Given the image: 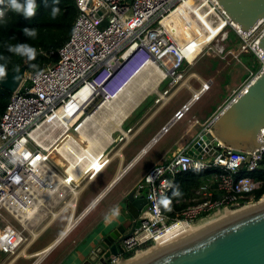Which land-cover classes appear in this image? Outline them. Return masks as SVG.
<instances>
[{
  "label": "built area",
  "instance_id": "2783aa9c",
  "mask_svg": "<svg viewBox=\"0 0 264 264\" xmlns=\"http://www.w3.org/2000/svg\"><path fill=\"white\" fill-rule=\"evenodd\" d=\"M76 3L79 11L70 38L56 51L58 62L26 73L0 120V252L9 257L7 264H13L20 256H29L30 246L68 206L76 207L77 197L86 187L80 179L82 174L71 178L69 173L68 177L60 173L50 154L57 139H44L47 131L69 129L76 113H86L92 107L97 116L101 107L107 108L108 117L102 119L110 120L114 111L111 105L144 67L158 69L162 82L168 81L167 88L156 99L158 110L161 109L182 86L191 88L185 67L194 66L205 55L224 59L232 52L227 44L231 32L240 38L243 51L254 53L263 63L260 72L251 71L244 87L264 71V52L258 45L264 34V19L251 31H244L231 21L217 0ZM54 54L53 50L49 56ZM85 88L90 93L83 94ZM210 88V80H201L200 88L194 90L192 99L175 118L181 119ZM239 94L229 99L226 106ZM76 129L78 132V126ZM120 132L118 141L122 143H129L138 133L131 127ZM260 139L264 141V134ZM65 143L59 149L63 155L67 150ZM189 149L171 154L145 175L135 190L136 196L144 194L148 201L140 214L141 226L125 234L121 241L124 252L113 255L111 264L121 261L126 253L134 252V257L155 247L159 238L175 225L189 227L263 199L254 200L261 182L238 175L243 169H261L264 147L258 149V154L238 152L214 140L211 148L203 147L197 155L189 154ZM209 168L217 169L216 173L197 190L198 197L177 211L175 217L158 205L161 194L170 196L180 173ZM158 169L162 170L159 176ZM72 211L69 221L76 218ZM24 250L26 254L22 255Z\"/></svg>",
  "mask_w": 264,
  "mask_h": 264
},
{
  "label": "crops",
  "instance_id": "0c3cea01",
  "mask_svg": "<svg viewBox=\"0 0 264 264\" xmlns=\"http://www.w3.org/2000/svg\"><path fill=\"white\" fill-rule=\"evenodd\" d=\"M195 66H187L184 69L185 76L191 77L189 79L191 88L182 86L175 93L174 96L181 94L183 97L178 99L170 117L157 119L164 106L158 110L159 105L156 103V99L159 92L167 88V84L162 82V74L158 69L145 68L127 85L125 97L111 105V108H114L112 114L115 117H111L108 122L109 130L105 127L103 130V125H101L102 122H105L102 117L104 119L108 117L106 113L101 114L104 112L103 110L107 109L103 107L100 108L99 118L97 112H95L90 115V118L78 125L83 124L85 134H82L79 129L78 132L87 141V133L89 135L93 134L97 143V150L100 151L88 167L83 168L80 165H75L71 171L70 168L73 164L71 158L67 157V155L70 156L67 152V154H64L70 161L66 169L67 173L71 175V178H77L97 160H100L102 166L98 174L95 175L94 184L103 176L106 181L104 180L100 191L96 195L89 194V197H87L89 199L86 198L85 201L88 202L87 208L84 210L86 212L70 231L65 233L68 222L62 223L56 228V231L44 246L34 250L29 256L20 257L30 260L28 264H83L91 257L99 242L110 232L121 225L127 227V233L130 232V229L135 225V220L131 218L127 207L126 199L129 193L139 187L152 167L163 163L171 154L186 147H191L196 143L200 136L205 133L208 124L220 113V109H222L225 102L231 98L229 96L218 106L216 111L210 114H205L202 109L199 112L191 113L204 93L200 99L191 104L181 119H176V113L192 99L194 90H198L201 86V80L206 79L201 75V71H192ZM248 77L243 80L241 85L247 81ZM210 81L212 87L214 76H211ZM164 84L166 85L163 87ZM238 88L239 86L234 88L233 91ZM91 120H93V125ZM91 126L95 130H91ZM130 127L137 129L138 133L129 143H115V140L112 141L113 136L116 138L118 134H121V130ZM165 129L167 130L165 131ZM139 138L141 139L138 141ZM71 140L73 139L67 140L64 147L73 141L77 143L75 140ZM77 146L81 150L84 149L78 143ZM109 150L111 153L106 157ZM71 153L74 154V150ZM151 154L156 158L143 165V160ZM77 161H80V157L77 158ZM97 198L98 202H95ZM104 201L106 203L101 206ZM99 206L101 207L99 208ZM88 207L91 208L87 211ZM114 208L119 209V215L115 217L111 216V211ZM56 240H59L56 247L49 253L45 256L37 255ZM5 257L7 256L0 252V264L4 263L2 259H5ZM17 261L13 264H16Z\"/></svg>",
  "mask_w": 264,
  "mask_h": 264
},
{
  "label": "water",
  "instance_id": "95a60500",
  "mask_svg": "<svg viewBox=\"0 0 264 264\" xmlns=\"http://www.w3.org/2000/svg\"><path fill=\"white\" fill-rule=\"evenodd\" d=\"M227 15L244 31H251L264 19V0H217ZM264 52V34L259 41ZM19 70V71H17ZM27 66L7 70L0 84L12 93L25 79ZM19 76V79L16 77ZM264 71L215 117L210 127L194 143L189 154L211 148L218 140L238 152H256L264 147ZM200 156V155H199ZM260 168H264L261 162ZM129 214L141 226L140 214L147 205L144 194L131 191L127 197ZM126 205V204H125ZM127 227L119 226L106 235L83 264H111L112 256L123 253L121 241ZM125 257L121 261H126ZM138 264H264V204L213 228L161 249Z\"/></svg>",
  "mask_w": 264,
  "mask_h": 264
},
{
  "label": "rangeland",
  "instance_id": "374dc122",
  "mask_svg": "<svg viewBox=\"0 0 264 264\" xmlns=\"http://www.w3.org/2000/svg\"><path fill=\"white\" fill-rule=\"evenodd\" d=\"M101 27H103V26H101ZM236 41H237L236 39H231L230 41H228L227 44L229 45V50H231L232 52L229 53L226 58L222 59L221 57H214V56L205 55V56L201 57L199 59V61L195 64L196 66L194 68H192V71H198V70L201 71L202 72L201 75L204 78H206L205 80H207V81L211 79V76H214V81H213L211 89L202 96L201 100L193 107L191 113L199 112L201 109L203 110V112L205 114H210L211 112L216 111L218 106L222 102H224L229 96H231V98H232L236 94H239L245 88L244 84L241 85V83L243 82L244 79H246V77L248 75H249L248 78H250V73H251V68H250L251 66L250 65H252V66L256 65L259 68V70L261 71V69L263 67L262 61L259 60L258 58H257V60L252 59L250 61V65H249V63L244 60L243 56H244V54H251L252 52L243 51L241 48L242 42L235 44ZM231 44H235V46L231 47L230 46ZM27 73H28V71H27ZM137 81H138V79H137ZM167 83H168V81L166 82V84ZM166 84H164L163 87ZM238 86H239V88L236 89L235 91H233L234 88H237ZM163 87H162V89H163ZM150 88H152V87H150ZM125 94H126V92L120 96L119 100L120 99L122 100L125 97ZM182 97H183V95H181V94L178 96L177 95L174 96V98L172 100H170L166 106H164L163 110L160 112L157 119L170 117L173 110H174V107L177 105L178 99L182 98ZM226 102H225L224 106L222 107V109H224V107L226 106ZM93 110H94V108L92 107V108L88 109L86 113H76L73 116V118L71 119V122L69 124V129H67V130L64 128L50 129L44 135V139H47V138L57 139V143H56V145H54L51 148L50 154H51L52 160L57 165V168L60 171V173L64 176L66 175V177H68L66 169L69 166L70 161L67 157H65L63 154L60 153L59 149L63 145V143H65L70 137L74 138L80 146L84 147V149L88 148V146H89L88 141L77 132L76 128L79 125V123L82 121V119L86 116V114L87 113H89V114L93 113ZM103 111L104 112L101 114H105L106 112L108 113V111H105V110H103ZM112 117H115V115H113ZM98 118H99V116H98ZM108 122H109V120L101 123V125H103V130H104V127L109 130V123ZM91 124L93 125V120H91ZM91 130H95V128H93V126H91ZM119 136H120V134H118V136L116 138L113 136L112 141L115 140V143H120L118 141ZM140 139L141 138H139L138 141ZM109 153H111L110 150H109V152H107L106 157L109 156ZM155 158H156V156H152V154L149 155L146 159L143 160V165L147 164L148 162H151ZM101 166H102V163L100 162V160H97L84 174H82L80 179H81L83 185H86V187L78 195L77 201H76V207L73 208L72 205H70L64 210L62 215L52 225H50L48 227V230H46L39 237V239L30 246V248L28 250L29 255H31L34 250H37V249L41 248L42 246H44L47 243V241L49 240V238L54 234V232L56 231V228L59 225H61L62 223L64 224L66 221L68 222V220H69V218L73 212L72 209H74V211H75V217L76 218L79 217L84 212V210H85V208H87L86 206L88 204V202L85 201L86 198L89 197V194L96 195L100 191L101 186L104 183L105 177L103 176L96 184H94L95 183V181H94L95 175L98 174ZM90 197H92V196H90ZM69 199H70V197L67 198V200L63 203V205L66 204V202ZM87 199H89V198H87ZM263 199H264V196H263ZM105 203H106V201L102 202L101 206L104 205ZM256 203H258V202H255L252 205H254ZM252 205L246 204L245 206L238 208L236 210H232L231 212L238 211V210H241L247 206L249 207ZM101 206H99V208ZM208 220H209V218H207L203 221H199L196 224L204 223ZM8 258L9 257H5V259L3 258L2 261L4 263H2V264H7L9 261ZM4 260H6V261H4ZM17 260H16L17 261L16 264H28V262H30V260L28 261L24 257H19Z\"/></svg>",
  "mask_w": 264,
  "mask_h": 264
},
{
  "label": "trees",
  "instance_id": "16d2710c",
  "mask_svg": "<svg viewBox=\"0 0 264 264\" xmlns=\"http://www.w3.org/2000/svg\"><path fill=\"white\" fill-rule=\"evenodd\" d=\"M21 2H23V0H21ZM37 4L38 11L33 19H25L22 14H16L8 10L6 23H0V55L6 57L11 56V54L6 51V45L8 44L29 43L37 49V58L35 61L31 62L37 67L31 68L28 66V62H26L25 59L11 56L9 60H0V63L6 64L7 70L26 65L27 71L31 72L43 68L50 62H58L59 56L56 51L70 38L74 21L79 11L76 0H59L58 5L54 4V0H37ZM6 6L7 0H0V8ZM54 6L59 7L61 10L56 18H52L50 14L51 9ZM24 28L37 30L36 37L33 39L26 37L22 31ZM13 37H15V40L12 39ZM230 38L237 40L235 44L241 41L235 32H231ZM235 44H231L230 46H235ZM53 50L55 51V54L49 56L50 52ZM243 58L249 63V65L252 59L257 60V56L254 53L244 54ZM250 66L251 71H259V68L256 65ZM12 95L13 93L10 90L0 84V120L6 111ZM216 170L217 169L215 168H209L205 170L180 173L177 176L174 185H179L182 195L179 197H173L172 193L170 194L169 197L171 198L172 203L167 211L168 215L170 217H175L177 211L192 203V200L198 197L196 194L197 190L200 189L211 175L216 173ZM242 176H250L254 180L261 182L259 189L254 194V200H260L264 196V168L252 172L243 169L238 175V178ZM133 255L134 252L126 253L125 258L129 259Z\"/></svg>",
  "mask_w": 264,
  "mask_h": 264
},
{
  "label": "bare ground",
  "instance_id": "6f19581e",
  "mask_svg": "<svg viewBox=\"0 0 264 264\" xmlns=\"http://www.w3.org/2000/svg\"><path fill=\"white\" fill-rule=\"evenodd\" d=\"M263 59H264V56H263ZM145 68L148 69V67H144L142 69V71ZM135 77H137V76H135ZM82 93L86 94V93H90V91H89L88 88H85ZM91 114L92 113H90L86 119L90 118ZM78 129L82 132V134H85L84 129H83V124L78 126ZM87 138H88V141H89V147L86 148V149H83V150H81L77 146V143H75L73 140H71L73 142L68 143V144L65 145V147H67V150H65L64 153L67 154V152H69L70 156L67 155V157L71 158L72 164H73L71 166V168H70V171L75 167V165L76 166L80 165L83 168L88 167L93 162L95 157L98 155V152L100 150H97V143L95 142L93 134L89 135L87 133ZM73 150H74V154L71 153ZM78 157H80V161L79 162L77 161ZM97 200H98V198L95 200V202H98ZM262 204H264V199H261L258 203L254 204L252 206H249V207L247 206V207H245V208H243L241 210H238V211L227 212L226 214H221V213L215 214L212 217H210L211 219L209 218V220L204 222V223L195 224V225H192V226H189V227H188V225H184V224L175 225L174 227L169 229L163 236H161L159 238L158 244L155 247H153V248H151V249H149V250H147V251H145L143 253H138L137 255H135L134 257H132V258L126 260V261H123V262L119 261L116 264H119V263L120 264H138L141 261H143V260L149 258L150 256H152L153 254L159 252L161 249H164V248H166L168 246H171V245H173V244H175V243H177V242H179L181 240H184V239H186L188 237H191L193 235H196L198 233L206 231V230H208L210 228H213V227H215V226H217V225H219V224H221V223H223L225 221L233 219V218H235L237 216L243 215V214L251 211L252 209H254V208H256V207H258L259 205H262ZM84 214H85V212L82 213L80 218H82V216ZM80 218L78 217L77 219L73 218L70 221L68 220L67 230H66L65 233L70 231L79 222ZM58 241L59 240L54 241L53 243L48 245L46 248H44L42 251H40L37 255L45 256L52 249H54V247H56ZM21 254L22 255L26 254V251L24 250Z\"/></svg>",
  "mask_w": 264,
  "mask_h": 264
},
{
  "label": "clouds",
  "instance_id": "9594fccd",
  "mask_svg": "<svg viewBox=\"0 0 264 264\" xmlns=\"http://www.w3.org/2000/svg\"><path fill=\"white\" fill-rule=\"evenodd\" d=\"M54 4L58 5L59 0H54ZM10 10L11 12H14L16 14H22L25 19H33L38 11V4L37 0H7V6L0 8V23H6V16L7 11ZM60 8L57 6H54L51 9V16L52 18H56L58 13L60 12ZM23 33L26 37L29 39H33L37 35V30L35 29H29L24 28ZM15 40V37L12 38ZM6 51L11 54V56L21 57L28 62V66L31 68H36L37 66L34 63H31L32 61H35L37 58V49L33 47L29 43H15V44H8L6 45ZM11 56H3L0 55V60H9ZM19 71V70H17ZM7 76V66L6 64L0 63V80H4ZM19 79V76L16 77ZM162 170H157L158 176L160 175V172ZM149 181L153 180V177H148ZM182 193L180 191L179 185H174L172 189V196L173 197H179ZM151 198V197H150ZM172 203V200L169 196L161 194L158 199V205L162 206L165 210H169V206ZM119 215V209L114 208L111 211V216L115 217ZM107 219V217H106Z\"/></svg>",
  "mask_w": 264,
  "mask_h": 264
}]
</instances>
